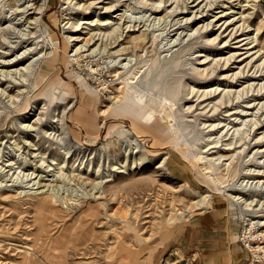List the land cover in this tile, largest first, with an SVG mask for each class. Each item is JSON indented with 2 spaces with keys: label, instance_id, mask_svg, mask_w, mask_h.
<instances>
[{
  "label": "rangeland",
  "instance_id": "obj_1",
  "mask_svg": "<svg viewBox=\"0 0 264 264\" xmlns=\"http://www.w3.org/2000/svg\"><path fill=\"white\" fill-rule=\"evenodd\" d=\"M263 222L264 0H0V264H264Z\"/></svg>",
  "mask_w": 264,
  "mask_h": 264
},
{
  "label": "bare ground",
  "instance_id": "obj_2",
  "mask_svg": "<svg viewBox=\"0 0 264 264\" xmlns=\"http://www.w3.org/2000/svg\"><path fill=\"white\" fill-rule=\"evenodd\" d=\"M112 9V8H111ZM183 9V8H182ZM109 10V9H108ZM107 10V11H108ZM110 11V10H109ZM182 11V10H181ZM109 22V21H108ZM107 20L105 21V25L108 24ZM241 42V41H239ZM238 42V43H239ZM233 55V54H232ZM233 58V57H231ZM230 61V60H229ZM203 64V63H202ZM198 74V73H197ZM200 74V73H199ZM203 74V73H202ZM201 74V75H202ZM200 76V75H199ZM228 76L227 74L225 75V77ZM234 80V79H233ZM217 90V89H216ZM221 91V90H220ZM129 100H126L127 103ZM126 103V104H127ZM124 106L121 104L117 107V109L111 111L110 113H115L116 116H125L127 117L128 119H130V122H131V126H130V130L134 133V136H137L138 134L142 133L140 132V127L139 125H142L141 123L143 122L142 118L140 117L141 115H136V114H127L126 111L124 109H122ZM143 126V125H142ZM143 127H148L147 124H144ZM116 169H113V171H115ZM209 196H206L204 198H207ZM200 201V200H199ZM209 201V200H208ZM207 201V202H208ZM92 207H88L86 212L84 213V215H82L81 219H79L76 224L74 225L75 227L72 229H68V230H65L63 231L65 234L61 235V239L64 243H69V242H83V241H86L87 240V237H89L90 233L89 231L87 230H83V227H84V223L86 222V220L88 219L89 216L92 215V210H91ZM181 216H183V214H181ZM259 225L261 226H264V222L263 223H259ZM73 230H76V232H74ZM55 258L54 262L56 261H60V256L58 255H54Z\"/></svg>",
  "mask_w": 264,
  "mask_h": 264
},
{
  "label": "crops",
  "instance_id": "obj_3",
  "mask_svg": "<svg viewBox=\"0 0 264 264\" xmlns=\"http://www.w3.org/2000/svg\"><path fill=\"white\" fill-rule=\"evenodd\" d=\"M208 243H211V241H208ZM206 251L207 253H203V256L201 255L204 264H211L213 261L218 260L221 257V254L219 253H212L209 251V249Z\"/></svg>",
  "mask_w": 264,
  "mask_h": 264
}]
</instances>
